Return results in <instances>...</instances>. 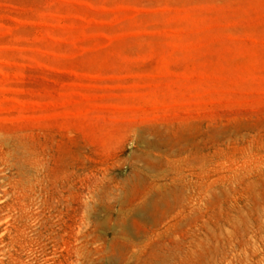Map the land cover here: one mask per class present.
<instances>
[{"label": "rangeland", "instance_id": "obj_1", "mask_svg": "<svg viewBox=\"0 0 264 264\" xmlns=\"http://www.w3.org/2000/svg\"><path fill=\"white\" fill-rule=\"evenodd\" d=\"M7 147L75 199L0 264H264V0H0Z\"/></svg>", "mask_w": 264, "mask_h": 264}, {"label": "bare ground", "instance_id": "obj_2", "mask_svg": "<svg viewBox=\"0 0 264 264\" xmlns=\"http://www.w3.org/2000/svg\"><path fill=\"white\" fill-rule=\"evenodd\" d=\"M3 147L6 148L5 146ZM7 150L8 151H4V149H2L0 151V196L9 199L10 202L6 204V206L9 207V211H16L14 215L16 225L13 229L15 234L11 238L12 241L17 242L21 234L25 231L27 218L30 217L29 211L33 206L38 205L40 210L43 212L46 211L49 214L42 222L43 225L48 223V219L52 217L53 213L56 212L64 200L67 201L68 215L71 217L74 210L75 199L72 179H68L66 196L62 194L56 182L52 184L45 183L38 180V178L36 179L38 180L36 184L30 183L32 186L30 193L27 195L25 192L26 185L28 184L26 183L31 179L26 168L28 166L34 168L33 159L29 156L30 154L28 155L26 152L20 151L19 149H15L12 152V149L7 147ZM8 171L10 175L7 174ZM8 185L12 186V192L4 189ZM36 185L39 187L37 190L35 189ZM146 201H149L148 204L152 205L154 220L158 214L164 212L163 209L166 211L170 209L176 210V208L180 210L185 206L182 197L179 193H175V190H170V192L160 191L156 194L149 193ZM3 208L4 206H0V220L6 218ZM70 237H73V234H71Z\"/></svg>", "mask_w": 264, "mask_h": 264}]
</instances>
